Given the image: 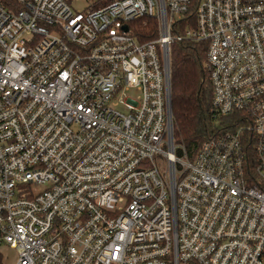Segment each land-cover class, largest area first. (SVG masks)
Instances as JSON below:
<instances>
[{"label":"built area","instance_id":"obj_1","mask_svg":"<svg viewBox=\"0 0 264 264\" xmlns=\"http://www.w3.org/2000/svg\"><path fill=\"white\" fill-rule=\"evenodd\" d=\"M75 1L0 0V245L16 264H264V0ZM184 41L206 46L222 124L192 155L171 112Z\"/></svg>","mask_w":264,"mask_h":264},{"label":"trees","instance_id":"obj_2","mask_svg":"<svg viewBox=\"0 0 264 264\" xmlns=\"http://www.w3.org/2000/svg\"><path fill=\"white\" fill-rule=\"evenodd\" d=\"M156 28L153 19H141L135 23V30L146 40L155 38ZM205 59L206 46L203 43L184 41L171 48L173 137L190 155L222 128L210 111L213 93L204 67ZM0 264H4L1 252Z\"/></svg>","mask_w":264,"mask_h":264},{"label":"rangeland","instance_id":"obj_3","mask_svg":"<svg viewBox=\"0 0 264 264\" xmlns=\"http://www.w3.org/2000/svg\"><path fill=\"white\" fill-rule=\"evenodd\" d=\"M95 0H77L74 2L73 8L75 11L83 12L90 7ZM97 7V6H96ZM137 96L138 94H134ZM0 252L3 256L4 264H16L18 253L15 249L6 244L0 245Z\"/></svg>","mask_w":264,"mask_h":264},{"label":"water","instance_id":"obj_4","mask_svg":"<svg viewBox=\"0 0 264 264\" xmlns=\"http://www.w3.org/2000/svg\"><path fill=\"white\" fill-rule=\"evenodd\" d=\"M125 30H127V28H125Z\"/></svg>","mask_w":264,"mask_h":264}]
</instances>
